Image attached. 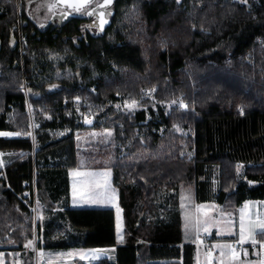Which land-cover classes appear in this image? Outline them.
<instances>
[{"label":"trees","instance_id":"trees-1","mask_svg":"<svg viewBox=\"0 0 264 264\" xmlns=\"http://www.w3.org/2000/svg\"><path fill=\"white\" fill-rule=\"evenodd\" d=\"M28 1L0 0V131L20 134L0 138L1 151L16 152L0 171L4 264L8 251L34 264L25 253L33 241L50 251L115 247L114 262L92 264H194V245L180 246L181 186L194 185L198 202L223 212L264 200V0H114L110 24L86 41L78 40L80 22L38 33ZM52 67L68 73L55 76ZM149 91L156 110L143 97ZM126 100L142 109L117 110ZM171 101L169 110L159 105ZM91 112L94 128L113 134L105 155L122 245L112 209L69 206L75 133L89 130L82 118ZM28 194L43 207L42 221Z\"/></svg>","mask_w":264,"mask_h":264},{"label":"crops","instance_id":"crops-1","mask_svg":"<svg viewBox=\"0 0 264 264\" xmlns=\"http://www.w3.org/2000/svg\"><path fill=\"white\" fill-rule=\"evenodd\" d=\"M17 133L10 131H0V138L11 139L16 138ZM0 153H7L1 151ZM3 158L1 163L4 164L1 168H4L7 163L10 162ZM2 164V165H3ZM3 170V169H2ZM95 169L91 168V171ZM109 170L110 176H103L100 188L101 192L98 195V201L102 202L103 205L100 207L93 206L92 208L98 209H112L115 213V229H116V240L119 245L124 242V226H123V214L122 209L119 206L118 192L111 182V170ZM1 171V169H0ZM98 173H107L105 169L103 171H97ZM241 174V173H240ZM219 181V178H218ZM192 186V185H190ZM179 188V194L180 189ZM218 188V185H215ZM214 187V188H215ZM84 189V190H82ZM79 193V198L89 200L92 190L87 188H70V208L78 209L81 208L80 202L74 201L75 193ZM83 201V199H82ZM179 211L181 218V238L183 244H193L195 247V262H201L202 264H264V229L259 228L260 223L264 222V200H247L241 204L236 212H223L220 210V205L215 201L197 202V210L200 207L202 211V219L200 225L195 222V229L200 232L201 237L204 241L209 238L207 245H200L199 237L195 238L190 242H184L183 231H182V212L180 206V197L178 195ZM39 209L36 220H43L44 213L41 205L36 206V212ZM244 226V232H241V226ZM198 232V233H199ZM243 237V238H242ZM201 241V242H202ZM254 241L256 243H254ZM231 246V247H229ZM255 247V251H251V247ZM25 253L32 251L34 255V264H58V258L62 260L72 261L71 264L76 262H82L84 264H92L100 259H107L111 262L115 261V247H97L93 249L83 248H71L68 250H43L37 249L35 241L30 242L26 245ZM239 250V251H238ZM11 257V264H24L23 262V251H8ZM151 263H163L162 260H152ZM5 263L4 251L0 249V264Z\"/></svg>","mask_w":264,"mask_h":264},{"label":"rangeland","instance_id":"rangeland-1","mask_svg":"<svg viewBox=\"0 0 264 264\" xmlns=\"http://www.w3.org/2000/svg\"><path fill=\"white\" fill-rule=\"evenodd\" d=\"M236 1L239 3H246L251 0H232ZM17 15L19 16V11L17 12ZM24 49L21 48L20 53L24 55V52H22ZM48 59L51 60L53 63L52 65H56L59 63L58 58L54 53H49ZM53 74L55 76H61V75H67L68 71H60L59 72L55 69V67H52ZM53 75V76H54ZM154 91H149V92H144L143 97L149 98L151 102V106L156 110L158 104L155 101ZM123 101V100H122ZM78 104H82L83 101L81 99H77ZM182 106L185 105L182 102H179ZM141 103L136 100V101H127L126 102H118L115 104L116 109L118 110H125L127 111H134L139 108H141ZM176 105L174 101L171 102H162L159 103L160 106L163 108L169 110L172 105ZM145 108V107H144ZM147 108V107H146ZM142 109V108H141ZM81 120V119H80ZM94 114L91 112L90 114L83 115L82 122L85 124V126L89 129L85 133H82L81 135H78L75 137L76 140V148L78 151V161H77V168L76 169H70L69 171V179H70V188H87L88 191L92 190L93 193H91L92 196H90L89 200L84 201L85 199L79 198V193H75L74 195V201L75 202H80L81 203V208H92L93 206L95 207H100L102 202L98 201V195L100 194V185L102 183V177L103 176H110L109 174V159L105 155L107 152V147L110 145V140H111V135L112 131L105 130V129H95L94 128ZM103 121V120H102ZM101 121H98L100 123ZM32 126V125H31ZM31 128V127H30ZM32 130V128H31ZM69 134V131L66 133H57L56 135L53 136L54 139H59L63 136H66ZM16 136H20L19 133L16 134ZM123 137V135H120ZM119 136V137H120ZM30 138L34 140V136L30 135ZM117 146L119 149H122L123 146H121L119 143L114 142V148ZM16 152H7L5 154L0 153V161L3 158L5 163L7 161H11L15 157ZM0 162V169L4 164ZM91 168L95 169L94 171H91ZM105 171L107 173H98L97 171ZM243 165L238 166V170L240 173H243ZM218 168L216 169L215 167L210 170V176H211V186H213V191L216 192L217 187L215 185L219 184L218 181ZM75 185L77 187H75ZM215 187V188H214ZM33 188H35V182H33ZM84 190V189H82ZM180 206H181V212H182V218H183V224H182V231H183V240L184 242H190L194 240L196 237L200 239V242L203 240V238L200 235V232L195 229V222L197 225H200V221L202 219V211L199 209L197 210V199H196V190L195 186H187V187H182L180 189ZM37 206V205H36ZM180 208V207H179ZM35 211V212H34ZM39 209H37L36 212V207L33 209L34 214L37 216ZM199 232V233H198ZM202 239V240H201ZM256 243V242H254ZM254 249V250H253ZM255 247L252 246V252L255 251ZM58 258L57 263L58 264H71L72 261L69 260H62L60 257L55 256Z\"/></svg>","mask_w":264,"mask_h":264},{"label":"flooded vegetation","instance_id":"flooded-vegetation-1","mask_svg":"<svg viewBox=\"0 0 264 264\" xmlns=\"http://www.w3.org/2000/svg\"><path fill=\"white\" fill-rule=\"evenodd\" d=\"M113 1L106 3V0H93L77 9L70 7L71 2L68 4L66 0H29L26 7L29 9L30 22L38 33H58L71 23L80 22L82 35L78 40L86 41L88 35H98L99 29L104 28L105 22L110 20ZM73 40L77 42L75 38Z\"/></svg>","mask_w":264,"mask_h":264},{"label":"built area","instance_id":"built-area-1","mask_svg":"<svg viewBox=\"0 0 264 264\" xmlns=\"http://www.w3.org/2000/svg\"><path fill=\"white\" fill-rule=\"evenodd\" d=\"M76 102H77V100H76ZM27 110H28L29 113L32 112V107L29 104L27 105ZM27 197H28V200L29 201H31V200L33 201V209H35L36 204H37V200L35 199V197H31L29 194L27 195ZM208 243H209V238H206L204 241L199 242L198 244H200V245H207ZM251 250H252V247H251ZM196 264H202V263L201 262H197Z\"/></svg>","mask_w":264,"mask_h":264},{"label":"snow or ice","instance_id":"snow-or-ice-1","mask_svg":"<svg viewBox=\"0 0 264 264\" xmlns=\"http://www.w3.org/2000/svg\"><path fill=\"white\" fill-rule=\"evenodd\" d=\"M87 3V0H83V3L80 4H70V7H76L77 9H79L80 7H84L85 4ZM106 3H111V0H106ZM259 228L264 229V222L260 223ZM244 226H241V232H244ZM243 238V237H242ZM255 242V241H254ZM231 247V246H229ZM262 247H264V245H262Z\"/></svg>","mask_w":264,"mask_h":264},{"label":"water","instance_id":"water-1","mask_svg":"<svg viewBox=\"0 0 264 264\" xmlns=\"http://www.w3.org/2000/svg\"><path fill=\"white\" fill-rule=\"evenodd\" d=\"M67 1V3L69 4V1L71 2V4H80V3H83V0H66ZM93 0H87V3L86 4H88V3H91ZM85 4V5H86ZM113 15V10H110V17ZM110 24V20L107 22H105V24H104V28L106 27V26H108ZM104 28H102V29H99V31H98V34L99 33H101L103 30H104Z\"/></svg>","mask_w":264,"mask_h":264}]
</instances>
